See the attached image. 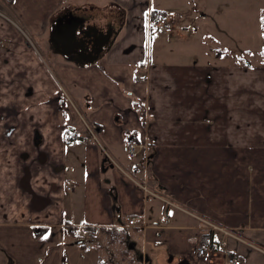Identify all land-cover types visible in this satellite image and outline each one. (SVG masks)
Here are the masks:
<instances>
[{"label": "crops", "instance_id": "obj_1", "mask_svg": "<svg viewBox=\"0 0 264 264\" xmlns=\"http://www.w3.org/2000/svg\"><path fill=\"white\" fill-rule=\"evenodd\" d=\"M83 4L125 18L82 65L50 33L69 12L94 24ZM207 7L264 11V0H0V264H204L194 250L211 239L264 264V59L203 51L189 25ZM150 11L180 29L150 37ZM87 125L97 141L64 142ZM80 224L122 233L86 248ZM210 264H224L222 251Z\"/></svg>", "mask_w": 264, "mask_h": 264}, {"label": "rangeland", "instance_id": "obj_2", "mask_svg": "<svg viewBox=\"0 0 264 264\" xmlns=\"http://www.w3.org/2000/svg\"><path fill=\"white\" fill-rule=\"evenodd\" d=\"M203 4L204 2L200 5L204 6ZM92 13L97 15L95 18L97 23L98 21L102 25L110 23L112 27H115L114 30H116V33L113 37H115V35L121 31V25H119L118 21L106 19V12L101 11L100 13V11H94ZM202 13L206 14V17L203 20L200 17V12L195 14L194 17L191 15L192 20L190 18L189 26L193 31H190L189 33L195 34L196 42H198L203 51L204 49H212L216 53V48L221 51L224 49V52L227 54L230 52V55L229 57L223 56L222 59L227 60L230 63H237L239 57H243L244 60H249L251 62H261L264 59V20H262V17H264V11L251 9H246L245 11H233L232 9H217L216 7H207L204 11H202ZM165 14L170 17L171 21H174V23L176 22L171 14ZM227 28L233 31L230 32L229 29L227 30ZM175 31L177 30L173 29L172 33H168L167 35L171 36L175 33ZM233 32L236 34H232ZM236 36L239 37V40L236 39ZM222 37L225 38V40L235 37L233 40L235 47L227 45L228 42L224 43L222 40H220ZM194 44L195 43L192 45ZM246 49L249 51H246Z\"/></svg>", "mask_w": 264, "mask_h": 264}, {"label": "built area", "instance_id": "obj_3", "mask_svg": "<svg viewBox=\"0 0 264 264\" xmlns=\"http://www.w3.org/2000/svg\"><path fill=\"white\" fill-rule=\"evenodd\" d=\"M149 26L152 27L154 31L162 30L164 33H172L173 29L178 30L180 27L174 23V21H171L170 17L165 14L161 13L158 15V17L149 22ZM1 45V42H0ZM87 135H83L79 131H76L74 129L70 130L68 133L64 135V142L66 144H73L75 142H79L82 139L90 138L97 141L96 135H95V129L91 126L86 127ZM128 154L130 158H134L138 153V145L135 143H129L128 146ZM67 189H70L69 186H67ZM166 204H170L168 200H165ZM126 222L129 225L135 224V219L132 217H126ZM209 227L210 231L217 229L220 232H222L225 236H233L238 240H242V238L234 233L233 231L225 228V227H219L217 225H214L213 223H210L209 221L203 220ZM78 239L80 242L86 247V248H92L94 241L97 239V236L100 233H103L107 236V238H110L113 240L115 237H119L121 235V230L117 227L113 226H100L97 224H80L78 226L74 227ZM208 232L207 235H211V232ZM222 251L223 257H224V264H242V261L239 257L236 255L230 253L227 250H224L222 248V244L219 241L211 239L208 243L199 245L194 250V256L199 259L200 262L204 264H210L212 263L215 256H217Z\"/></svg>", "mask_w": 264, "mask_h": 264}, {"label": "water", "instance_id": "obj_4", "mask_svg": "<svg viewBox=\"0 0 264 264\" xmlns=\"http://www.w3.org/2000/svg\"><path fill=\"white\" fill-rule=\"evenodd\" d=\"M88 21L89 17L73 12L57 18L50 33L55 51L85 64L94 63L109 45L115 30L110 23L105 30H99Z\"/></svg>", "mask_w": 264, "mask_h": 264}, {"label": "trees", "instance_id": "obj_5", "mask_svg": "<svg viewBox=\"0 0 264 264\" xmlns=\"http://www.w3.org/2000/svg\"><path fill=\"white\" fill-rule=\"evenodd\" d=\"M7 1L10 2L11 0H7ZM75 9H77L78 11H82L84 13H92L94 11H98V12L99 11H104V12H106V13L109 14V17L112 20L118 21L119 25H121V28L123 27L124 18H125V16H124V10L122 8L118 7L115 4H113L110 7H108V6L107 7H98V6L94 5V4H83V5L77 6ZM161 13H163V12H160V11H150L149 14H148V18H147V30H148V34H149L150 37H151V34L154 32V30L152 29L151 26H149V22L155 20L158 17V15H160ZM262 20H264V17H262ZM91 21L98 28H100L101 26H104V24L103 25L100 24L99 21L97 23V21L95 19L94 20L91 19ZM216 54H219V53L216 52ZM263 56H264V53H263ZM238 60H239L238 62L240 64H248V61L244 60L243 57H240ZM81 64L83 65L82 62H81ZM99 264H105V263L103 261H100Z\"/></svg>", "mask_w": 264, "mask_h": 264}, {"label": "flooded vegetation", "instance_id": "obj_6", "mask_svg": "<svg viewBox=\"0 0 264 264\" xmlns=\"http://www.w3.org/2000/svg\"><path fill=\"white\" fill-rule=\"evenodd\" d=\"M107 24H109V23H107ZM107 24H105L104 26H101L100 28H98L99 30L101 29V30H105L106 28H107ZM114 29H115V27H113V31H114ZM114 33H116V30H115V32ZM114 36V35H113Z\"/></svg>", "mask_w": 264, "mask_h": 264}]
</instances>
